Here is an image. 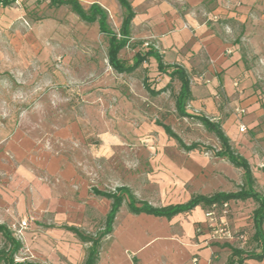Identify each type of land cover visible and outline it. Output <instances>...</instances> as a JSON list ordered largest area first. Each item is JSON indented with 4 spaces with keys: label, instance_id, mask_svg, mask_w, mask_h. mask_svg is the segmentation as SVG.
<instances>
[{
    "label": "rangeland",
    "instance_id": "obj_1",
    "mask_svg": "<svg viewBox=\"0 0 264 264\" xmlns=\"http://www.w3.org/2000/svg\"><path fill=\"white\" fill-rule=\"evenodd\" d=\"M119 20L115 16L107 21L116 34ZM230 37L240 58L231 95H226L219 80L211 84L202 77L193 87L218 96V119L206 117L221 123L231 146L248 160L254 189L264 195V0L256 2L243 24H234ZM144 47L130 41L119 57L130 63ZM106 50L107 37L97 24L81 21L68 7L51 8L48 0H17L0 8V223L9 219L12 224L5 225L12 228L25 217L32 223L20 242L18 262L37 263L33 249L38 237L57 239L61 233L57 227L65 225L68 216H90V221L77 224L89 234H98L104 222L94 208L63 207L67 197L63 186L50 184L39 173L62 169L66 162L77 168L90 162L91 167L105 170L112 167L110 163L121 162L111 155L127 152H184L157 123L169 126L186 145L204 146L193 153L203 163L200 175L203 185L211 188L208 195L244 187L243 172L214 157L213 150L219 147L214 135L196 120L177 116V81L167 92L151 97L144 82L154 89L168 82L154 61L148 60L132 74H117L108 65ZM186 109L193 116L201 114L190 103ZM238 125H244L243 133L236 132ZM38 176L45 189L59 190L62 200L55 208L47 207V190L33 185ZM255 207L252 200L228 203L224 218L232 246L256 249L251 239ZM216 213L223 216L220 209ZM3 244L0 236V248Z\"/></svg>",
    "mask_w": 264,
    "mask_h": 264
},
{
    "label": "crops",
    "instance_id": "obj_2",
    "mask_svg": "<svg viewBox=\"0 0 264 264\" xmlns=\"http://www.w3.org/2000/svg\"><path fill=\"white\" fill-rule=\"evenodd\" d=\"M75 1L85 10L97 5L109 18L120 16V29L124 9L117 0ZM126 1L134 14L129 26L130 41L142 46L150 45L165 65L184 68L190 77L193 98L190 105L194 111L201 113L199 115H211L213 119H218L219 111L215 104L218 96L206 88L193 87V82L199 83L202 77L211 84L219 80L226 95H231L235 85L232 79L239 74L240 58L235 47L229 43L230 33L235 23H244L258 0ZM239 111L244 113V109H236V112ZM186 112L193 115L190 110L186 109ZM247 120L250 121L249 118ZM241 127L244 129V125H238L236 132H240ZM111 156L121 162L110 163L112 167L105 170L91 167L90 162L84 168L66 162L62 169L51 168L46 173H39V176H44L54 186H63L67 196L63 207H79L81 210L91 207L100 219H105L110 202L95 196L94 191L114 192L126 188L138 201L161 208L185 204L195 195L207 196V191L211 190L201 181L203 163L197 153L146 151ZM39 176L33 185L45 189ZM45 190L48 192L47 207L55 208L57 200H62L57 195L59 190ZM41 197L39 195L37 199ZM77 201L79 203L76 204ZM206 211L197 206L166 219L146 214L133 215L123 204L97 264H226L230 254L228 247L232 246L233 240L207 243ZM21 213H25L24 210ZM30 220L25 217L18 222L26 221L28 225L23 239L32 225ZM64 220L67 223L57 227L61 231L57 239L38 237L36 249H33L36 250L33 253L38 258V264L84 262L88 245L82 244L67 228L83 232L77 224L90 221V216L83 213L79 219L68 216ZM3 221L0 225L12 224L9 219L3 218ZM244 264H264V259L248 260Z\"/></svg>",
    "mask_w": 264,
    "mask_h": 264
},
{
    "label": "trees",
    "instance_id": "obj_3",
    "mask_svg": "<svg viewBox=\"0 0 264 264\" xmlns=\"http://www.w3.org/2000/svg\"><path fill=\"white\" fill-rule=\"evenodd\" d=\"M17 0H0V8H9ZM36 2L38 0H35ZM124 9V16L118 33L112 32L108 27V15L97 5H91L87 10L83 9L75 0H48V6L54 9L68 7L70 11L81 21L87 24L96 23L99 31L107 37L106 57L109 67L117 74H132L143 63L148 60L154 61L158 73L165 75L168 82L159 89L149 87L145 82L144 89L151 97H157L171 88L174 81L179 83V90L175 96L174 107L179 118H189L196 120L207 132L214 135L218 142V149L213 150L214 157L225 160L235 169L243 172L244 187L237 192L224 193L216 192L211 195H195L187 203L182 205H169L161 208H154L145 202L138 201L133 194L126 188H120L114 192L94 191L95 196L106 199L110 202L109 212L107 213L101 231L98 234H85L75 228H67L68 231L75 234L82 244L88 245L86 257L82 264H97L99 255L107 237L113 231V225L121 206L126 205L129 213L133 215L146 214L154 217H163L171 219L172 217L191 211L197 206L209 210L215 206L221 208L229 202L252 200L256 207L252 212L253 235L252 241L256 244L255 250H244L239 247L229 246L230 254L226 264H244L248 260L262 261L264 259V195L259 194L254 189V177L251 167L246 158L238 154L231 146L229 138L222 130L221 123L210 121L203 115H189L186 112L187 105L193 100L190 77L186 70L177 65H165L159 53L150 45L138 50L132 57L130 63H125L119 54L130 44V22L134 16L132 9L126 0H117ZM162 128L165 135L173 139L178 147L184 152H193L204 148L200 143L194 142L186 145L167 125L157 123ZM210 150V148H206ZM0 236L4 240L0 248V264H38L30 261L18 262L15 260L22 245L16 240L12 232L5 225H0Z\"/></svg>",
    "mask_w": 264,
    "mask_h": 264
},
{
    "label": "built area",
    "instance_id": "obj_4",
    "mask_svg": "<svg viewBox=\"0 0 264 264\" xmlns=\"http://www.w3.org/2000/svg\"><path fill=\"white\" fill-rule=\"evenodd\" d=\"M242 111H239V114H242ZM240 132H243L244 129L241 127ZM228 204H224L221 208L211 207L205 212L206 218V241L207 243H217L225 240H231L232 235L228 229V223L224 220V215L226 214ZM217 209H220L223 216L217 217ZM28 225L26 221H22L17 224V226H12L9 230L12 232L14 238L18 241H22L23 232L27 229Z\"/></svg>",
    "mask_w": 264,
    "mask_h": 264
}]
</instances>
